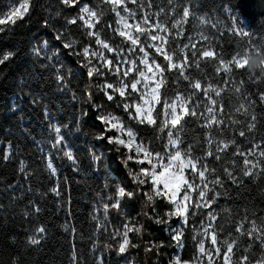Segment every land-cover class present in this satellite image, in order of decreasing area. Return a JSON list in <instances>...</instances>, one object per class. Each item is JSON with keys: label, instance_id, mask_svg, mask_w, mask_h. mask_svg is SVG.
I'll list each match as a JSON object with an SVG mask.
<instances>
[{"label": "trees", "instance_id": "obj_1", "mask_svg": "<svg viewBox=\"0 0 264 264\" xmlns=\"http://www.w3.org/2000/svg\"><path fill=\"white\" fill-rule=\"evenodd\" d=\"M159 1L167 5L168 0ZM11 0H0V11L6 10V5ZM93 8L98 5L104 10L99 28L101 35L114 42L120 38L114 35L112 28L116 27L113 13L108 5H102L101 0H83ZM173 3L182 11L186 4L190 6V23L193 17L218 15L227 18L230 10L232 14L241 15L249 21L250 28L254 35L244 38L233 34L230 28L217 26L215 30H210L208 38L212 48L219 54V59L225 61L248 46L247 41L251 39L253 43L264 45V0H173ZM60 15L57 16L56 13ZM79 14V7H67L61 4V0H35V7L30 16H26L22 21L11 25L6 31L0 32V53L11 50L17 53L16 57L5 66H0V264H72L71 257L75 251L78 264H170L176 253L180 252L181 257L186 260H193L197 254V230L201 226L204 211H211L216 216L212 222L218 233V246L221 248V256L218 264H223L222 253L226 250V245L222 243L224 239H236L232 255L233 263L239 264L240 257L245 255L244 249L252 244V248L247 253L250 260L262 254L259 242L249 240L247 236H240L235 231L236 225L244 219H255L258 225L264 222V172L258 175L243 176V157L233 156L235 146L230 147L227 153L222 154V159L216 161L214 157L208 158L210 168L217 169V172L208 177L215 179L219 175L223 181V188L215 186L214 191L208 192V199H212L216 192L221 195L216 198L210 208L197 210L195 216L191 215L194 209H190L188 224L184 227V247L178 249L171 239L168 225L174 223L166 215L172 208L163 199L155 202V212L145 203L143 194L134 200L125 198L123 202V215L110 210L108 216L109 231L104 232L103 228L97 231V221L92 219L97 215L103 220L102 209L96 208L107 200L109 195L115 194L117 185L126 186L129 191L135 185L131 183L127 175V169L120 162L126 157L124 149L118 153L113 146L103 141L96 140L95 137L102 131L101 125L92 118H82L80 120V130L76 129V117L87 108L92 111L86 99V86L100 83V78L89 81L86 75H75L70 77V87L76 93L77 99L72 98V92H63L57 89L53 74L41 67L47 64L43 57H35L32 54L33 46H38L42 41L47 40L50 48H61L60 43L54 39V30H64L65 19H70ZM48 20L50 26L44 27V21ZM111 24L112 28L107 25ZM67 31L71 38L76 39L77 49L89 43L84 35L81 23L68 25ZM116 37V38H115ZM121 39V38H120ZM184 44V33L178 41L172 42L177 52L178 58L182 56L177 48L180 42ZM94 43V41L92 42ZM60 59L66 66L76 73L86 72L76 63V59L67 55V51L61 48ZM191 59V52L189 53ZM160 63H164L162 57H157ZM219 60L204 62L200 64V70L195 67L190 69L194 79H201L202 83H212L214 86L225 87L228 90L222 93V103L224 105L225 119L229 116L239 120L241 123L234 128L230 127L223 137L235 138L241 151H247L254 144H260L256 149V156L249 159L260 161L261 168H264V158L259 157L260 150H264V102L259 99V93L264 92V77L259 80V72L254 75L246 70L233 68L232 73L226 74L223 71L217 75L216 67ZM252 75V79L249 76ZM24 79L26 88L20 87V81ZM113 78H110V80ZM225 80L229 83L225 85ZM243 80L241 92L237 95L232 91L235 87H240ZM169 97L174 96L176 89L173 77L168 76ZM180 89H187V82H181ZM95 91V89H90ZM38 96L40 103L31 104L32 96ZM251 96L255 101V106L250 111L257 117L256 128L252 132H247V124L250 116L245 117L242 113H236L235 108L246 96ZM200 100H204L203 93L199 95ZM92 102L103 105L106 111H110L120 116L126 124L132 126L138 135L144 138L145 142H151L156 151H164L163 145L167 142L166 133L158 134L157 131L146 125H137L135 121L128 119L127 114L116 102L107 101L100 91H95ZM19 105L15 111L14 106ZM54 114L57 123H67L71 130L68 140L72 145L73 153L77 158L79 168L62 153H52L57 168L56 176H51L47 169L46 155L40 150L38 142H43L50 138L48 121L44 119L45 108ZM202 120L187 118L183 123L181 139L184 143L181 148H186L188 144L198 145L199 150H194L195 155H203L206 145L207 129L200 125ZM246 131L245 137L238 135L239 130ZM68 131V130H64ZM158 135L160 138H158ZM48 142V141H47ZM11 144L12 157L4 160L3 154ZM47 145V144H46ZM111 149V150H110ZM102 155L103 163L96 164L92 160V153ZM23 162L24 171L20 170ZM129 167L138 171L134 162H129ZM228 168L238 183H233L224 175V169ZM259 171V170H256ZM27 173V175H26ZM59 185L60 195L56 196L50 191L52 187ZM105 185H108L105 188ZM144 190L150 191L148 185L143 186ZM209 188L213 185L209 184ZM226 193V195H225ZM43 194V195H42ZM105 199L101 201L100 197ZM197 197L194 198V201ZM30 201H35L41 208V212L36 215L26 216L25 211L31 210ZM149 212L153 217L159 216L166 223L156 224L153 219L145 217L144 213ZM144 225L143 235L130 233L129 237L133 244L138 247H129L128 251L122 255H117L116 249L120 242V237L115 240L110 235L115 228H120L125 221ZM43 225L47 232L45 238L39 245H30L27 240L34 233L37 226ZM250 225L245 222V228ZM75 229V232L72 229ZM196 236V240H193ZM96 245L94 248L93 245ZM151 247V251H145Z\"/></svg>", "mask_w": 264, "mask_h": 264}, {"label": "snow or ice", "instance_id": "obj_2", "mask_svg": "<svg viewBox=\"0 0 264 264\" xmlns=\"http://www.w3.org/2000/svg\"><path fill=\"white\" fill-rule=\"evenodd\" d=\"M137 3V0H101L102 5H108L109 10L116 16V27L107 25L112 28L114 35L121 38V43L115 47L108 40L102 38L101 29L98 26L101 24V19L104 16V10L100 5L96 8L84 4L83 0H61V4L67 7H79V14L70 19H65L64 30H54V39L60 43L62 49L67 51L68 56L76 59V63L82 70L86 72L76 73L68 68L63 60L60 59L59 53L61 48L50 49L49 42L44 40L38 46H33L32 54L35 57H43L47 60V64L41 65L42 68L49 70L55 79L57 89L65 93L72 92V98L77 99L76 93L70 87V77L75 75H86L89 81L98 78L104 79L109 75L117 77L116 82H108L104 79L103 83L91 84L86 88V99L92 111L87 108L83 109L76 117V131L80 130V120L82 118L95 119L102 127V131L96 135L95 139L103 141L106 144L113 146L116 152L121 149L126 150L127 155L120 162L123 167L127 169V175L131 179V183L135 185L133 190L129 191L126 186L117 185L114 195H109L107 200L110 202H102L96 208V211L102 209L103 220L97 215H93L92 219L97 221V231L103 228L104 232H108V216L110 210L123 215V202L125 198L129 200L136 199L143 194L145 203L151 207L152 212L155 210V202L157 199H163L168 204L172 205L169 212L166 213L169 219L177 217L180 219L181 226L175 229H169L172 241L178 249L184 247V227L188 224L190 209H194L191 215L195 216L197 211L202 208H210L215 202L216 198L221 195L216 192L212 199H208V192L214 191L215 186L219 185L223 188V181L219 175L215 179L209 180L208 177L217 172V169L210 168L208 158L214 157L216 161L222 159V154L227 153L230 147L235 146L233 156L243 157V176L248 177L258 175L264 172L261 168L260 161L249 159L250 156H256V149L260 148V144H254L247 153L241 151L240 146L236 143L235 138H217L223 137L225 132L230 127L239 125L241 121L232 119L231 116L225 119L224 105L222 103V93L228 90L225 87L214 86L212 83L204 82L201 79H194L191 75L190 69L195 67L200 70L202 61L209 62L219 60L216 67V73L219 75L221 71L226 74H231L233 68L246 70L253 75L256 72L260 73L256 79L259 80L264 77V45L253 43L248 39V46L243 52L235 53L230 60L225 61L219 59V54L212 48L211 41L207 36H200V39L208 42V47H197L193 38L189 37V44H185L183 48L179 49L182 54L178 58L175 49H171L169 40H175L177 37L183 35V24L187 22L189 16L192 14L190 6L185 5L182 8L181 19L176 20L172 24V29H177L173 34L165 23L159 20L160 12L151 13L144 11L142 18L137 21L135 19L136 12L128 8V3ZM171 5L173 0H168ZM5 11H0V32L6 31L11 25H15L18 21H22L26 16H30L35 7V0H11L6 6ZM143 3L138 5V8L143 10ZM148 9L151 4L148 3ZM173 10H175L173 8ZM230 19L232 27L229 31L235 35L244 38H249L254 33L250 29H246L240 22V18L232 14L230 10ZM123 13V14H122ZM60 15L59 12L56 13ZM166 16L168 14H165ZM153 16L156 19H153ZM81 23L84 35L87 37L89 43L84 44L77 49L78 41L71 38L67 31L68 25H77ZM201 23H205L201 19ZM44 27H49V21H44ZM215 27L216 25H212ZM94 41V43H92ZM126 46V47H125ZM191 51V59L189 52ZM105 52L113 54V57L105 55ZM15 51L7 50L0 53V66L7 65L16 57ZM157 57H162L164 63H160ZM253 57H259V62L255 65V69L251 70L249 65ZM173 77L176 91L174 96L169 97L168 92V76ZM252 75L249 79H252ZM130 81V82H129ZM181 82H187V89L181 90ZM229 83L225 80V85ZM243 80L240 82V87L232 89L237 95L241 92ZM20 87L26 88L27 83L22 79ZM100 91L106 97L107 101L116 102L119 99L117 107L122 109L128 116V119L135 121L137 125H146L157 131L158 134H165L167 142L163 145L164 151H156L151 142H145L144 138L140 137L137 131L124 122V120L110 111H106L101 104L92 102V97L95 91ZM200 93H203L205 98L203 101L199 99ZM259 99L264 102V92L259 93ZM30 103L35 105L40 103V98L33 95ZM255 106V101L251 96H246L235 108L236 113H242L245 117L250 116V122L247 124V132H252L256 128L257 117L250 111ZM19 105L14 106L13 111ZM195 118L202 120L200 125L207 129L206 145L204 154L195 155L194 150H199L198 145L188 144L186 148H181L184 141L181 139L183 131V123L187 118ZM44 119L48 121V130L52 135V148L57 152L62 153V156L71 161L76 168H79L77 158L73 153L72 145L69 143L68 137L71 132L67 123H56L53 113L45 108ZM64 130H68L67 132ZM238 135L240 137L246 136V131L241 128ZM158 138L160 136L158 135ZM264 143V141H262ZM111 150V149H110ZM259 157L264 158V150H260ZM12 157L11 144L5 149L3 154L4 160H10ZM53 156L49 154L47 158V169L51 176H56L57 169L53 164ZM92 160L96 164H102V155L98 156L92 153ZM129 162H134L138 167V171H134L129 167ZM20 170L24 171L23 162H21ZM259 170V171H256ZM27 175V173H26ZM224 175L232 182L238 183L237 177L228 169H224ZM197 180L199 182H197ZM209 184L213 188H209ZM145 185L150 187V191L144 190ZM108 185H105L107 188ZM56 196L60 195L59 185L50 189ZM193 193L196 194V200L193 201ZM43 195V194H42ZM226 195V193H225ZM101 201L105 198L100 197ZM31 205L30 211H25L24 215H36L41 212V208L35 201L29 202ZM148 219H153L154 223H166L159 216L153 217L149 212L144 213ZM208 224L199 235L205 239L210 238L211 250H206L204 240L198 241V253L196 258L203 264V257H207V264H214L216 258L221 256V248L218 245V233L212 225L216 216L213 212H208ZM245 222L250 227L245 228ZM204 224V221H201ZM122 231L120 228H115L110 235L115 240L120 237L117 255L126 253L129 247H138L130 240L129 234L136 233L143 235L145 230L144 225L136 224L134 222L125 221L122 224ZM75 232V229H72ZM235 231L240 236H247L249 240L254 243L259 242V247L262 254L259 255L254 264H264V222L258 225L255 219L249 220L247 216L240 221ZM47 229L43 225L35 228L34 233L28 237V244L39 245L41 240L45 238ZM196 240V236H193ZM226 245V250L223 251V264H232V255L234 253V246L237 240L233 239L229 242L228 239L222 241ZM95 248L96 245L94 244ZM252 248L249 244L244 249L245 255L240 257L239 264H253L247 254ZM148 247L145 251H151ZM215 253V257L213 256ZM100 259V264L103 260ZM72 264H78L77 256L73 251L71 257ZM16 264V262H14ZM170 264H191L188 260H183L179 253L175 255Z\"/></svg>", "mask_w": 264, "mask_h": 264}, {"label": "rangeland", "instance_id": "obj_3", "mask_svg": "<svg viewBox=\"0 0 264 264\" xmlns=\"http://www.w3.org/2000/svg\"><path fill=\"white\" fill-rule=\"evenodd\" d=\"M141 3H143V5H144L143 10L138 8V5L141 4ZM148 3L151 4V8L150 9H148V7H147ZM90 7H92V6H90ZM128 8L130 10L136 12L135 19L137 21H139L142 18L144 11H150L151 13H157V12H160L161 9H164V12L160 13L159 20L162 23L166 22L167 27L172 30L173 34L176 33L177 29H172V24L176 20L181 19V16H182V11L177 7V5L175 3H172L171 5L169 3H167V5H163L159 1H155L154 2L153 0H137V3H135V4L129 2L128 3ZM173 8L175 10H173ZM165 14H168V15L166 16ZM113 15H114V19L116 21V16H115L114 13H113ZM237 16L240 18V22L243 24V26L246 29H250L251 30L250 24H249V21L247 20V18H245V17H243L241 15H237ZM153 19H156V17L153 16ZM201 19H204L206 22L205 23H201L200 22ZM212 25H216V26L213 27ZM206 26L209 27L210 30L217 29L216 28L217 26H222L224 28H231L232 27V21L230 19V14L228 13V17L227 18H222V17H220L218 15L211 16L210 18H207V16L193 17L191 23H190V19L188 18L187 22H185L183 24L184 44L180 40V42L177 44V48L176 49L179 50L180 48H183V46L185 44H189L190 43L189 37L193 38L192 42H195L197 44L198 48L201 47V46L208 47V42L207 41H203V40L200 39L201 35L207 36V37L209 35V33L206 30ZM98 28H99V26H98ZM179 37H177V39H175V40H171V39L169 40V45H170L171 49H174V46H173L172 42L178 41ZM102 38H104V37L102 36ZM108 42L111 43L113 45V47H115V46H117V45H119L121 43V39L118 38L114 42H111V41L108 40ZM50 49H54V48H50ZM188 52L189 53L191 52L190 49L188 50ZM105 55L109 56L110 58L113 57V54H110V53H107V52H105ZM110 78H113V79L110 80ZM104 79H107L108 82L114 83V82H116L117 77L114 76V75H109V76L105 77ZM104 79H100V83H103ZM54 122H56V121H54ZM1 144L2 143H0V145ZM38 144H39L40 150L46 155V161H47V158H48L49 154H52V153L58 154V152L55 149H53L52 146H51L52 145V135H50V138H48V140L46 139L43 142L39 141ZM8 145L9 144H7V146ZM53 164L56 167L54 160H53ZM197 182H199V181L197 180ZM195 197H196V194L193 193V201H194ZM206 209H208V208H206ZM195 211H197V210H195ZM208 212H210V211H206V212L204 211V215H203V219H202V221H204V224H201V226L197 230V240L199 241V240L203 239L204 243H205L206 250H211L212 246H211L210 238L209 239H205L203 236L199 235V233L203 230L204 227L207 226V224L209 222L208 216H207ZM172 219L174 220V223L169 224L167 226L168 227V231H169L170 228L171 229H175L178 226H181V222H180L179 218L173 217ZM178 253L181 256V253L180 252H178ZM178 253H176L175 255H177ZM198 256H199V253H198V247H197L196 257H194L193 260H188V261H190L191 264H200V261L196 259ZM213 256L215 257V253L214 252H213ZM219 258L220 257L215 259L214 264H218ZM222 259H223V257H222ZM183 260H186V259H183ZM125 264H129V263L126 261ZM203 264H207V257H203ZM232 264H234L233 263V259H232Z\"/></svg>", "mask_w": 264, "mask_h": 264}, {"label": "clouds", "instance_id": "obj_4", "mask_svg": "<svg viewBox=\"0 0 264 264\" xmlns=\"http://www.w3.org/2000/svg\"><path fill=\"white\" fill-rule=\"evenodd\" d=\"M259 59H260L259 57H253L252 58L250 65H249L251 70L255 69V65L259 62Z\"/></svg>", "mask_w": 264, "mask_h": 264}]
</instances>
